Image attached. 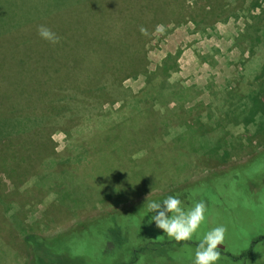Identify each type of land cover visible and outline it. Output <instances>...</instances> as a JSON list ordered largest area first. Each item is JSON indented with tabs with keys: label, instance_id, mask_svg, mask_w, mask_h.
Returning a JSON list of instances; mask_svg holds the SVG:
<instances>
[{
	"label": "rangeland",
	"instance_id": "obj_1",
	"mask_svg": "<svg viewBox=\"0 0 264 264\" xmlns=\"http://www.w3.org/2000/svg\"><path fill=\"white\" fill-rule=\"evenodd\" d=\"M19 1H26L29 5L33 4V0ZM48 1L52 2L51 5L53 6L60 4L58 0ZM252 2L254 0H91L86 4L68 6L60 14H57L60 18H53L47 20V22L40 11H34L33 17L40 16L36 19L38 22L35 20L36 22L16 30L19 31L16 37L22 35L33 37L30 42L35 51L29 53L33 59L27 62V65L29 63L35 66V59L41 58L40 54L43 58L44 51L50 52L51 49L55 51L54 54L58 59V64H56L58 71L54 73L55 76H65L60 71L66 72L68 69L66 65L70 63L77 66V60L83 59L82 67L84 68L87 65H95L96 57L87 50L85 57L78 56V52L71 49L61 50V43L69 42L76 46L70 37L67 39L66 37L70 36L72 32L76 37L79 29L82 32L84 29L87 30L88 28L89 30L91 28L90 31L93 35L96 33L97 36H103L104 40L107 39L109 43L119 45L122 54L125 53L127 56H132L133 53L140 55L143 61L147 63L148 73L161 69L164 61L169 56L178 55L176 67L173 68L171 66L173 62L168 61V64H170V79L168 81L170 86L177 87L176 93H170V102L167 107L169 109L161 108L159 104H155L150 100L153 105L151 108L153 107L161 112L170 111L171 107L173 108L179 103L178 100H186L184 108L190 115L204 114L205 111L202 108V105H204L208 107V111H213L216 122L224 118L232 121L236 112L240 111L245 114L248 111L250 112L251 107L247 104V101L233 103V105L228 103L224 96L227 87L233 86L241 96L248 95L251 87H258L260 84L261 67L264 66V46L261 47L260 45L259 49L252 50L251 38L247 32V26L253 21L251 17L247 16L249 14L247 10ZM193 5L195 6L192 7ZM135 6L137 8L145 6L146 10H142L140 13L145 12L146 14L142 16L146 18L132 20L136 17V12H139L133 11ZM261 6H264V2ZM213 8L214 10L211 11ZM202 9L207 12V23L210 26L206 32H203L191 21L183 22V20L180 22L182 18L186 20L188 17L197 16ZM97 10L99 12H96ZM260 12V7H257L254 8L251 14L255 16ZM64 18L65 23L63 22ZM79 18H82L81 21ZM72 19H77L75 25H72ZM129 19H131L132 24L124 22ZM40 25L51 28L60 37L59 43L53 45L43 41L38 35ZM141 29L145 31L142 32ZM63 31H66V36H64ZM129 31H132V33L127 35ZM124 35L129 36L130 39L126 41L123 38ZM12 36L14 37V35L8 34L0 38L1 69L13 65L26 52L25 50L18 51L11 48L12 45H10L9 40ZM140 37L145 41H140ZM124 44H126L125 47ZM127 44L132 45L133 48H128ZM91 45L92 42H86V47H91ZM45 47L47 48L43 49L42 52L41 49ZM16 54L20 57H16ZM50 63L52 64L51 61H49ZM88 73L87 70L83 73L76 68L71 73V77L76 80L74 85L85 84ZM38 75L42 79H47V72L45 73L44 70L42 73L39 72ZM68 75L70 76V74ZM18 76L17 80L13 82V78L9 82L10 86H7L4 80H0V92H2L1 87L3 85L4 89L10 90L9 92L16 95L18 90L36 81L35 74L20 75L18 73L15 75V77ZM261 77L264 78V74ZM153 78L156 79L155 76ZM158 80L160 78L155 81ZM56 83L55 94L57 95L70 90L66 88H71L70 84H59L58 81ZM122 85L125 91L112 88L115 96L113 99H107L105 105L102 106L103 110L112 107L113 112H106L105 114L110 113L104 116L105 118L103 116L94 118L91 123H87V126L91 127H86L83 118L87 115L88 117L95 116L101 110L97 106L90 105L89 101L85 105H78L80 114L72 123L71 138H68L67 134L62 131L70 126V123H68L66 126L62 124L53 129L39 130L31 139H16L11 141L10 144L6 142L1 146L2 153L9 154V150L13 151L9 156L0 157L2 159H0V162L4 166L8 164L10 167L9 174H5L0 169V183H7L6 188L2 191L3 194L6 195L8 200L20 204L25 224L31 227V225L38 223L33 226L36 232L46 236L63 232L80 220L115 209V207L118 209L124 206L130 208V204L134 202L142 201L138 208L144 217L148 218L146 216L148 214L147 202L151 200H163L170 195H176L186 206H191L194 201L204 200L207 203L210 215L202 225L200 234L202 235L203 232L219 224H224L227 226L228 231L225 244L219 247L225 255L229 254L235 256V258L240 256L254 242V234L257 230L261 231L262 234L264 233V147L256 149V146L255 148L245 146L229 160L217 161L208 157V152L202 140H188L186 138L181 140L180 145L170 136H144L142 144L145 146L150 142L151 156L146 151L141 161L142 169L139 172L140 174L137 175L138 183L141 180V183L138 184L140 185L139 191L130 196L128 203L115 206L113 203L108 202V206H106L108 204L106 203L105 205L99 204L96 208L92 206L85 207L76 214L65 211L64 207L55 202L56 198L53 191L50 192L48 189L34 186L33 176L36 175L37 171H43L42 167L45 160H47L45 159L47 156L53 153L69 156L70 152L75 151L77 147L82 145L91 146L90 144L96 137V133L99 132L96 123L98 124L100 121L104 123L108 120V123H105L106 129L111 128L113 126L111 120L120 116L122 112H132L128 106L122 109L121 112H118V110L121 109L120 106L124 102L129 103L132 96H144L142 92L148 82L146 77L141 75L137 78H126ZM29 92L31 91L27 90L23 93L27 96L30 94ZM227 97H230V95ZM188 98L190 99L188 100ZM141 112L136 111L138 114H143ZM177 112L179 110L174 113ZM169 113L165 112V115H169ZM207 124L209 123L206 119L205 123L194 129L198 130L197 134L205 138L206 134L215 136L216 134L211 132V128ZM173 125L176 128L179 127L180 121L176 119L175 122L173 121ZM251 128V125L243 123L228 126L225 129V139L229 143L241 138L240 142L245 144L246 137L249 139V136H251L250 131H248ZM102 131L104 132V130ZM159 133L163 134L162 131H159ZM138 134L140 136H135L143 137L142 135L149 134V131L139 132ZM252 139L254 138L251 137ZM153 149L158 151V157L153 155ZM234 151L236 150L234 149ZM95 157L91 154L89 160H93ZM149 161H151L150 166L146 165ZM17 162H19V166L15 164ZM118 162L123 165L116 163L118 168L113 166L115 170L123 176L132 177V169L130 168L132 164L119 159ZM138 165L140 168V161H138ZM15 167L14 171L11 170ZM69 168L74 170L75 174L81 176L86 184L92 187L95 185L92 179L86 176V173H90V164L78 161ZM213 172H219V174L216 173L213 176ZM143 176L146 177L147 182L144 181ZM109 182L112 183L113 180H109ZM1 186L5 187L4 185ZM254 219L256 224L253 223ZM138 220L141 222L134 224L135 227H132V233L133 231L138 232L137 238L139 240L143 238V234L140 235L142 227L147 230L149 225L147 220L144 221L142 218ZM14 221L13 218L8 217V215L5 216L0 210V264H26L27 261H30L29 251L22 245L21 238L23 236L20 229L13 225ZM28 226L27 229L29 230ZM244 226L249 229V235L236 234L238 231L242 232ZM110 233L108 238L111 246L110 251L106 253L108 260H102L103 263L99 264H116L117 262L128 264L129 258H126V256L121 258L116 253L120 240L124 241L123 238H118L123 235L122 231L114 228ZM149 233L151 234L152 231ZM157 238L160 239V236ZM162 238L174 242L166 234L161 236ZM131 242L132 240L126 239L123 242L125 244L122 243L123 245L120 246H129ZM189 242H191L190 246H184L185 248L176 247V250L170 251L168 260L180 261V264H191L195 244L198 241ZM101 244L103 245V241L97 242L94 256L99 253ZM83 246L85 244L74 248L78 249L77 253L85 248V251H87V247L83 248ZM259 247L260 250L256 259L246 260L244 264L247 261V264H264V247ZM229 255L228 257H221L218 264H243L241 260L231 259ZM101 259H103L102 256ZM141 261V264H161L158 261L154 263L152 260H147L145 256L141 258Z\"/></svg>",
	"mask_w": 264,
	"mask_h": 264
},
{
	"label": "trees",
	"instance_id": "obj_2",
	"mask_svg": "<svg viewBox=\"0 0 264 264\" xmlns=\"http://www.w3.org/2000/svg\"><path fill=\"white\" fill-rule=\"evenodd\" d=\"M58 1L60 4L58 6H53L51 5L52 2L48 0H33L32 5L27 4L26 1L0 0V38L4 37V35L12 34L14 37L12 36L11 40H9L10 45H12L11 48L13 50L26 51L21 57L16 54V57L20 58L17 62H14L13 65L2 67V69L0 68V80H4L7 86H10L9 82H11L13 78V82L19 78V76L15 77L18 73L20 75L26 73L30 75L35 74L36 76L35 82H31L29 85L18 90L16 95L9 92L10 90L4 89L2 85V92H0V148L6 144V142L10 144L11 141L16 139L28 140L39 130L53 129L62 124L66 126L68 123H70V126L62 131L67 134L68 138H71L72 123L75 122L77 119L76 117L80 114L79 106L85 105L89 101L90 105L97 106L101 110V112L95 116L88 117L87 115L83 118L86 127H91L87 126V123H91L94 118L98 116L104 117L109 115L110 112H113L112 107L104 110L102 108L107 99H113L115 96L112 88L123 90L124 87L122 83L128 77L137 78L143 75L148 82V85L142 92L144 96H132L129 103L124 102V104L120 106L121 109L118 110V112H121L122 109L128 106L132 112H122L120 116L111 120L113 124L111 128L108 127L106 129L105 123H108V120L104 123L102 121L98 124L96 123V126L99 127V132L96 133V137L93 139L92 144H90L91 146L86 147V145H82L77 147L75 151L72 153L70 152L69 156H61L58 153L47 156V158H45L47 160H45V164L42 167L43 171H37L36 175L33 176L34 186L36 188H45V190L48 189L50 192L53 191L56 198L55 202H58L60 206L64 207L63 209L65 211L76 214L80 210L85 209V207L88 208L92 206L96 208L97 205H105L108 202L113 203L115 206H119L121 203H128L130 196L139 191L140 185L138 184L141 183V180L138 183L137 175L140 174L139 172H141L140 170L142 169L141 161L143 160V156L146 154V151L149 152L151 156V149L149 147L150 142L145 146L142 144L144 136L156 135L160 137L166 135L170 136L180 145L181 140L186 138L188 140H202L208 152V157L217 161L229 160L237 155L239 153L238 151L245 148V146L247 148L250 146L255 148L256 146V149L264 147V78L261 77V75L264 74V66L261 67L260 84L258 87H251L248 95H239V91L233 86H228L224 94L227 102L232 105L233 103L247 101V104L251 107L250 112L248 111L243 114V112L238 111L232 121L228 118H224L216 122L214 120L213 111H208V107L204 105H202L203 111H205L204 114L190 115V113L183 108L186 100H178V107L170 111L165 110L161 112L155 110L153 107L151 108L153 105L150 103V100L155 102V104H159L161 108L166 109L170 102V93L177 92V87L170 86L168 81L170 79V64H168V61L171 60L173 62L171 66L173 68L176 67L178 55L169 56L164 61L161 69L159 68L154 72L148 73L147 63L143 61L140 55H135L133 53L132 56H127L125 53L122 54L119 45L109 43L107 39L104 40L103 36H97L96 33H94V36L90 31L91 28L89 30L88 28L87 30L84 29L81 32L78 27L79 31L76 37L73 32L70 36L66 37V39L70 37L76 46L66 42L61 43L62 45L60 47L62 49H60H71L78 52V56L82 57H85L87 50L96 57L95 65H87L84 68L82 67L83 59L77 60V66L74 64L71 65L70 63L66 65L68 66L66 72L63 70L60 71L65 76H55L54 73L58 71V69H56L58 68L56 67L58 59L54 54L55 51H52V49L50 52H43V49L47 47L41 49L43 58L42 54H40L41 58L35 59V66L29 63L27 65V62L33 59L29 53L35 51V48L31 47L32 43L30 42L33 37H27L21 34L22 36L17 38L16 36L19 31L16 30H20L23 26L30 25L37 21L36 19L40 16L36 15L33 17L34 11H40L47 22V20L53 18H60L57 14H60L63 9L70 5L72 7L73 5L91 2V0ZM262 2H264V0H254L247 10L249 13L247 16L251 17V20H253L252 23L247 26V32L251 38L252 50L259 49L260 45L261 47L264 46V6H261ZM194 6L195 5L192 7ZM144 7L145 6L139 8L136 6L134 7L133 11L139 12H136V17L132 20L146 18L142 16L146 14L145 12L140 13V11L146 10ZM257 7H260L261 12L253 16L251 13L254 11V8L256 9ZM213 10L214 8L211 11ZM96 12L99 11L97 10ZM81 19L82 18H79L80 21ZM71 21L72 25H75L77 19H72ZM182 21H191L203 32H206L210 27L207 23V12H205L204 9H202L197 16L188 17L186 20L182 18L180 22ZM63 22L65 23V18ZM124 22L126 24H132L131 19ZM63 32L64 36H66V31ZM128 33L127 35H130L132 31ZM127 35L123 36L126 41L130 39ZM61 41L63 42L62 39ZM140 41L145 40L140 37ZM86 42H92L91 47H86ZM125 45L126 44L123 46L125 47ZM131 46L132 45L129 46L127 44L128 48H133ZM58 47L59 45L57 49ZM76 47L78 48L75 49ZM49 61H51L52 64H49ZM49 65L50 69L48 70ZM76 68L83 73H85L86 70L89 72L86 76L90 79L87 77V81L83 85H74L76 84V80L71 77V73H73ZM43 70L45 73L47 72V79L38 77V73H42ZM13 74L14 76H12ZM68 74H70V76ZM154 76L156 79L160 78V80L155 81L156 79L154 80ZM56 81H58L59 84H70L72 89L66 88L70 90L61 91L62 93L57 95L55 94V87H57ZM27 90L31 92L25 96L23 92ZM228 95H230V97H227ZM177 110H179L181 114L177 113L175 116V118L180 121L179 127L176 128L173 125V120L170 119V113L176 112ZM108 111L110 112L105 114ZM136 111H142L143 114H138ZM165 112L170 113L169 115H165ZM206 119L209 123L207 124L209 125L208 127L211 128V132L216 134L215 136L206 134L205 138L197 134L198 130L194 129L197 128V126H201L202 123H205ZM237 123L252 126V128L248 130L251 136H249V139L246 137L247 141L245 144L240 142L241 138H237L236 141L229 143L225 139V129ZM193 129L194 131H192ZM102 130H104V132ZM143 131H149V134L139 137L140 135L138 133ZM159 131H162L163 134H160ZM251 137L254 139L251 140ZM234 149L236 151H234ZM157 152L158 151L154 149L152 150L153 155L156 157H158ZM12 153L13 151L9 150V154L11 155ZM9 154L2 153L1 150L0 157L9 156ZM91 154L96 156L93 160H89ZM118 159L125 160L126 163L132 164L130 167L132 169V177H128L127 175L123 176L119 171L115 170L113 166L118 168L116 163L121 166L123 165L118 162ZM78 161H84L86 164L91 165L90 173H86V176L92 179L93 184H95L93 187L86 184L85 181L81 179V176L77 175V173L75 174L74 170L69 168ZM138 161H140V168ZM15 164L19 166V162ZM150 164L151 161L146 163L148 166H150ZM0 169H2L5 174L10 173L8 164L4 166L0 162ZM15 169L16 167L11 170L14 171ZM213 173V176L216 173L219 174V172ZM145 178L146 177L143 176V179ZM109 180H113V182L110 183ZM144 181L147 182V179ZM6 184L5 182L0 183V185L5 186L0 187V210L5 216L8 215V217L13 218L15 220L13 225L21 231V235L23 236L21 238L22 245L29 251L30 255V261H27L28 263L26 264L103 263L102 260H108L106 253L110 251L111 246L108 237H110V232L114 230V228L122 231L123 235L118 238H123L124 241L120 240V245L125 242L126 239L132 240L130 243L131 245L126 247H121L118 244V250L116 252L121 258L124 256L129 258L128 264H141V258L143 256H145L147 260H152L154 263L158 261L161 264H180V261H175L173 259H169L170 261L168 260L170 251L176 250V247L185 248L184 246H190L189 244L191 243L170 242V240L165 238L161 239V236L165 234H162L161 230L155 229L154 225L149 226L147 230L142 227L140 235L143 234V238L138 240V232L133 231L132 233V227H135L134 224L137 222H141L138 219L142 218L144 221L148 220L138 208V205L142 201L130 204V208L124 206L123 208L126 209H118L115 207V209L98 213L96 216L76 222L74 226L63 232L61 231L54 235L46 236L36 232L33 226H36L38 223L31 225V227L25 224L24 214L21 213L22 208L20 204L16 201L8 200L6 195L2 192L6 188ZM109 203L106 206H108ZM209 215L207 211L206 218ZM253 223L256 224L255 219ZM150 231H152L151 234L149 233ZM239 233L249 235V229L244 226L242 232H236V234ZM254 235V242L249 245L247 250L236 258L228 254L229 257L231 259L241 260L243 264L246 260L250 261L251 259H256L260 250L259 246L264 247V233L262 234L261 231L257 230ZM158 236H160V239L157 238ZM140 240L142 241L139 242ZM101 241H103V245L101 244L99 253L94 256L93 254L97 242L100 243ZM82 244H85L83 248L87 247V251H85V248L83 251L77 253L78 249L74 247L82 246ZM172 246L175 247L173 248ZM228 255H225L223 252L221 257H228ZM101 256L103 259H101ZM116 264H119V262Z\"/></svg>",
	"mask_w": 264,
	"mask_h": 264
},
{
	"label": "clouds",
	"instance_id": "obj_3",
	"mask_svg": "<svg viewBox=\"0 0 264 264\" xmlns=\"http://www.w3.org/2000/svg\"><path fill=\"white\" fill-rule=\"evenodd\" d=\"M144 32V29H141ZM39 37L50 43L57 44L60 37L49 27L40 25ZM208 211L204 200L194 201L186 206L176 195H170L161 200L147 202L149 226L161 230L176 242L198 241L191 258V264H218L221 259L219 246L225 244L227 226L219 224L200 234V229L206 221Z\"/></svg>",
	"mask_w": 264,
	"mask_h": 264
},
{
	"label": "crops",
	"instance_id": "obj_4",
	"mask_svg": "<svg viewBox=\"0 0 264 264\" xmlns=\"http://www.w3.org/2000/svg\"><path fill=\"white\" fill-rule=\"evenodd\" d=\"M190 98H188V100H189ZM193 99V98H192ZM178 106L176 105V106H174L173 108L171 107V109L170 110H174L175 108H177ZM185 107V106H184ZM183 107V108H184ZM185 109V108H184ZM177 113H179V112H177ZM177 113H174V112H171L170 113V115H171V118L170 119H172L174 122L176 121V118H175V116L177 115ZM162 139V138H161Z\"/></svg>",
	"mask_w": 264,
	"mask_h": 264
}]
</instances>
